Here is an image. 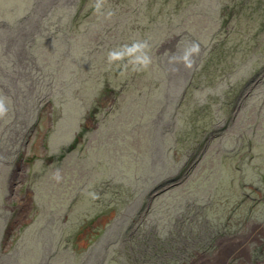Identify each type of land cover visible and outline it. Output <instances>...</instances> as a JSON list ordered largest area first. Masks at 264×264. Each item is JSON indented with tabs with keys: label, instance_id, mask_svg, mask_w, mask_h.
<instances>
[{
	"label": "rangeland",
	"instance_id": "374dc122",
	"mask_svg": "<svg viewBox=\"0 0 264 264\" xmlns=\"http://www.w3.org/2000/svg\"><path fill=\"white\" fill-rule=\"evenodd\" d=\"M109 1L114 7H104L103 14L94 10V0H67L61 4L63 7H42L49 10L48 14L40 19L41 24L31 29L26 27L29 18L20 19L15 14L7 22L6 16H1L0 23L13 22L8 41L0 44V58L13 62L10 70L14 75V82L6 84L8 70L0 65V83L6 84L0 86V95H7L13 105L9 106L7 117L10 119L0 125V150L14 154L13 160L6 161L10 166L7 170L0 163L1 174L5 176L4 193L0 196V213L4 216L0 219V234L4 252L11 244L16 246L21 237L31 240L32 250L24 253L20 264H94L95 253L102 261L99 235L103 234L107 242L117 240L122 233L118 226L121 219L128 222L134 217L138 221L148 211L158 212L173 205L175 200L162 202L161 196L167 187L182 183L189 198L187 210L201 212L208 221V230L202 231V241L210 234L212 237L218 235L213 239L212 250L198 253L186 264H209L205 261L212 256L221 258L216 259L217 264H231L232 260L236 264H255L246 262L245 250L259 256V264H264V253H260L264 248V163H261L264 160V0H216L212 16L208 7H202L201 11L180 7L186 16L174 17L178 30L171 33L170 21L162 24L161 33L151 29L155 17L149 3L155 6L153 1ZM107 11L114 13L110 24L105 20ZM94 16L101 20L103 33L116 47L130 40H152L153 36L155 40L151 43L148 39L153 58L148 71L133 73L129 70L121 74L122 69L109 70L106 65L99 73L106 80L113 79L112 91L109 86L99 88L97 82L88 86L90 76L88 72H80L78 64L80 51L74 47L76 32L86 38L83 45L86 41L97 43L101 36L89 22ZM196 16L202 20L211 18L216 21L214 24L223 27L232 23L237 35L227 43L235 58L227 54L225 48H218L209 57L203 58L201 54L193 70L177 65L179 71L172 72L168 54L178 53L182 47L180 43L187 42L184 38L192 36L184 35L185 20L194 27L192 19ZM203 25L199 23L197 28L202 30ZM24 28V45L19 50L16 32ZM35 28L41 30L32 33ZM163 33L176 39L171 38L162 45ZM129 34L136 38L128 37ZM58 38L62 39L61 46L55 44ZM179 39L181 42L177 45ZM39 41L57 48L51 55L39 52L30 57L32 46H28L29 42L35 45ZM247 52L251 55L244 56V60L252 56L258 70L252 71L242 85L231 78L229 70L236 66L239 56ZM210 61L214 64L207 66ZM94 64L91 62L84 68L95 72ZM60 65L63 67L59 68ZM67 67L69 76L65 72ZM31 68L34 79L28 77ZM156 68L155 73L149 74ZM161 71L167 72L157 73ZM80 73L84 79L79 77ZM70 79L75 80L74 103L63 92L64 84ZM149 92L158 94L156 97L161 94L163 101H174L169 124L163 125L161 117L148 107L158 105ZM14 101L18 102L16 110ZM30 112L33 116L27 115ZM56 127L63 133L68 131L63 138L56 133ZM172 129L184 140L197 141L192 149L172 145L171 150H176L175 155L182 162L178 163L181 168L176 172L178 166H169L173 163H169L166 151ZM54 136L60 146L53 151L47 143ZM144 138L147 141L142 147ZM225 141L234 143L235 147L231 145V149H226ZM74 144V149L65 155L66 159L56 161L61 150H69ZM153 147L154 161H150L151 155L143 150ZM75 159L83 164L78 165ZM186 164L187 170H182ZM224 164L229 171L219 167ZM56 169L63 177L59 183L53 178ZM222 174L230 180L229 192L212 196L213 177ZM32 179L33 185L48 195L39 206L30 191ZM188 185L194 189H189ZM92 188H97L99 195L95 203L87 202L84 210L69 208L80 205L79 198L88 195ZM139 190L142 192H137ZM136 194L138 200L132 208L136 214L131 216L126 206ZM106 199L111 201L106 203ZM56 205L69 209L54 214L50 209ZM117 214L121 219L114 220ZM148 216L150 213L145 218ZM1 220H4L3 227ZM141 224V228L133 227V243L140 235L137 229L146 231L153 227L158 236L163 232L147 224L146 219ZM10 225V231H6ZM90 232L95 233L90 235ZM223 235L226 236L221 237ZM246 237L245 244L241 245ZM170 241L174 247L171 235ZM189 241H192V234ZM210 241L208 247H211ZM258 244H261L259 248ZM8 258L11 259L8 254L0 255V264Z\"/></svg>",
	"mask_w": 264,
	"mask_h": 264
},
{
	"label": "trees",
	"instance_id": "16d2710c",
	"mask_svg": "<svg viewBox=\"0 0 264 264\" xmlns=\"http://www.w3.org/2000/svg\"><path fill=\"white\" fill-rule=\"evenodd\" d=\"M65 1L67 0H64V1L63 0H0V20L2 19L1 16H6L4 20L9 22L12 20V17L16 14L17 16L20 17V19L29 18V22L27 23L26 27H29L31 29L41 24L42 21L40 19L48 14L49 10L43 9L42 7H63L61 4L64 5ZM151 1H153V4H155L154 6L149 3V6L151 5L150 6L151 10L154 13L153 17H155L154 21H151V24L152 22L154 24V27L151 29H156L154 31L156 33H161L163 31L162 24L164 22H169V21L172 22L170 33L176 32L178 30L177 21L175 20V18L177 17V15L186 16L185 11L180 7H191L190 10L192 11H201L202 7H208L209 13L212 16L214 15V12H215L214 7L216 5V0L214 1L213 0H151ZM18 6H21V7H18ZM112 6L113 5L111 4V2L109 0H106L104 7H112ZM105 20L109 24L111 23L110 22L111 18L110 19L105 18ZM192 20H193V25L195 24L194 27L190 23H188L187 20H185L186 27H185L184 35L191 34L192 36L184 38L187 42H181V39L178 40L177 45L180 42H181L180 45H182V47L180 46L181 47L180 50L188 42L196 41L201 46V54L203 58L209 57L211 56V54L213 55L214 52L218 51V48H225L226 53L231 54L230 47L228 46L227 41L237 35V33L233 31L232 23H226V26L223 27L221 25L214 24L216 21L211 20V18L210 20H207V19L202 20V17L196 16V17H193ZM89 22L92 24L93 28L101 36L97 43L86 41V44L83 45V42L86 40V38L79 35L78 31L76 32L77 36L75 38L74 47H76L77 50L80 51V56L78 59L79 67H81L80 72H88L90 76V81L87 82L88 86H90L91 82H97L99 83V88L103 86H109L110 90L112 91V89L114 88V84L112 83L113 79L109 77L108 80H106L105 77L99 76V73L102 72L105 66L107 65L106 57H107L108 51L115 48L116 46L112 45V42H111L112 39H109V37L103 33L101 20L97 16H94L93 21H89ZM199 23L204 24L202 27V30L197 28V25ZM209 24H210V27H209ZM5 27H9L10 31H8L7 28L5 29ZM25 28L23 30L19 29L20 31L16 32L17 40L20 41L19 50L21 49L22 45H24ZM196 28L198 29V31ZM40 30H41L40 28H35L31 31L32 33L34 32L38 33ZM12 31H13V22L12 23L10 22L8 24L0 23V44L8 41V34H12L11 33ZM128 37L136 38L132 34H129ZM171 38H172L171 35L166 37L164 36V33H163V35L161 36V42H163L162 45H165L169 40L176 39V37L172 39ZM148 39L151 41V43L155 42L154 36L152 40L150 38ZM121 40H122V37H121ZM132 41L133 40L126 41V43H130ZM61 42H62V39L58 38L55 41V44L58 46H61L60 45ZM28 46L30 47L32 46V53H30L29 55L30 57L39 52L47 54V55H51L54 49L57 48V47H47L45 46L43 41H39L35 45L33 44L31 45V42H29ZM34 49H36L35 53H33ZM246 55L250 56L251 52H247L245 55L239 56L236 66L235 67L231 66L229 70L231 78L235 79L239 84H242V85L245 82H247L248 77L249 75H251L252 71L258 70L257 67L255 66V62L252 56L249 58L248 61L244 60V56ZM232 57L235 58L234 56ZM236 59L234 61H236ZM91 62L96 64V69H95V72L91 71L90 73L84 68V65L86 66L88 64H91ZM212 64H214V62L210 61L207 63V66H210ZM0 65H2L3 67H6L8 70V82L6 84L8 83L12 84L14 82V75L10 69L13 68V62L12 61L8 62V60L5 58L4 59L0 58ZM241 65L242 67H239ZM62 67L63 66L60 65L59 68H62ZM69 70L70 69L68 67L65 70V72L68 73V76L70 75ZM156 70L157 68L155 69L154 72H150L149 74L155 73ZM163 72H167V71H161L157 73H163ZM27 73L30 79L33 78L32 68ZM79 77L83 78V74L80 73ZM182 78L184 80V77ZM74 81L75 80L70 79V82H68V84L66 85L64 84L63 92L71 99V101H73L74 99L73 94H75V90L72 91L74 83H75ZM6 84L0 83V86L6 85ZM159 88H158V92L161 93L160 91L161 89ZM148 95L152 98H155L158 102V105H149L148 107L155 113V115L161 117L160 122L163 125L169 124L171 122V118L173 117L171 115V112L174 107V101H169V102L163 101L161 94H159V96L156 97L158 94H153L149 92ZM4 96L7 97V95H4ZM14 102L15 104H17V105H14V108L16 110L18 107V102L17 101H14ZM53 102L55 103L54 99H53ZM74 102L75 101H73V103ZM163 104H165V106L161 107V105ZM91 105H93V103ZM9 106L10 107L13 106L12 101H9ZM27 115L33 116V113L30 112ZM5 119L8 120L10 118L6 117ZM5 119L0 120V125H2V121H4ZM152 124H154V122ZM151 127H150V130H151ZM56 128H57L56 133L58 134V136L60 135L61 138H63L64 137L63 135L68 132L66 131L65 133H63L62 131L58 130V127ZM104 128L107 129L109 133L111 132V130L105 124H104ZM127 131H129V129ZM170 134H172V138H171L170 144L166 147V151L170 159L169 163H173V164H169V166L172 165V167H177L179 165L178 163H182V162H180L177 159V155H175V153L177 154L176 150H171L172 145H174L175 143L176 146L179 145L180 147H183L185 145L186 147L192 149V147L194 146V144H196L197 141L193 142V141H190L189 139L184 140L182 137H180L178 132L173 133V129ZM69 135H70V132H69ZM56 137L57 136H54V138L52 137L51 139H49V142L47 143V146L52 148L53 151L56 150L57 147L60 146L59 143L56 142ZM165 138L166 136L163 139ZM112 141H114L113 138H112ZM146 141H147L146 138H144V140L141 141V145H143L142 147H144ZM223 143L225 144L226 149H231L232 148L230 147L231 145L234 146V143H230L228 141H225ZM74 146L75 144L69 150H64V151L61 150L60 154L56 157L57 158L56 161L61 162L65 158V155L70 153V151L74 149ZM238 147L241 148V146H238ZM208 149H209V146L207 150ZM143 151L145 152L146 155H149V156L151 155L150 161L154 159L152 158L154 147L150 149H145ZM70 155H72V153ZM73 157H75V154H73ZM13 159H14L13 153L0 150V163L5 167V170H7V168L10 167L6 165V161H10ZM76 163L78 165L83 164L82 162H79L78 160H76ZM261 163H264V160ZM185 167H182V170L184 169L187 170V164L185 165ZM219 167L223 168L224 170L229 171V169H227V164L221 165ZM180 168L181 166H178L175 172L179 170ZM32 172H35V171L32 169ZM229 181L230 180L226 178V174H222L220 175V177L218 176L213 177V182L215 183V185H213L210 188V193L212 194V196H215L216 194L222 193V192L224 194L228 193L229 189L227 188V186H228ZM33 182H34V179L30 181V184H31L30 191L33 194L32 196L33 201H38V206H39L43 198H46L48 195L45 192L42 193L41 192L42 188L36 185L34 186ZM35 182L37 181L35 180ZM124 184L130 185L126 183ZM4 185H5V176H2L1 171H0V196H2L4 193ZM188 186H189L188 187L189 189H194V186L192 185H188ZM130 187H133V186H130ZM186 189L187 188L185 187V185H182V183L177 186L173 185L171 188L167 187L166 192L161 196L162 202H167L169 199H173L175 200V202H173V205H169L167 206V208L160 209L158 212L148 211L147 213H150V217L148 216L145 218L147 214L145 213V214H142L141 218L138 221H136L135 218L133 217L128 222H125L117 214V217L114 220L121 219V221L118 222V226L120 230H122V233L118 235L117 240H114L111 242H107L106 239L103 238V234L98 236V247L102 250L103 259L101 261L100 255L98 253H95L94 258H93L94 264H186L190 262V260L194 259V257H196L198 253H202L205 251L208 252L212 250L213 239L217 237L218 235L212 237L210 234L204 241H202V236H203L202 231L208 230L206 226H209V224L201 212L187 210V207H190V204L186 206V202H189L188 194L184 192ZM91 192H97V188H92ZM137 192H142V190L141 191L139 190ZM39 193L41 195L40 198H39ZM120 193L121 191L118 192V194ZM79 200L82 201L80 205L78 204L72 205L69 208H72L74 211H77L78 209L84 210L86 208L85 204L87 202H90L92 199L89 195H85V196L83 195L79 198ZM106 200L108 201L106 203H109V201H111L108 199ZM137 200H138V196L136 194L132 202L126 206V209H128L129 215L131 216L136 214L135 210H132V208L133 206H135V202ZM95 202L96 200L91 201V203H95ZM68 209H65L64 206L56 205L55 208H52L50 210L54 214H59L65 210L67 211ZM87 213H88V210H87ZM1 218H4V216L0 213V219ZM145 219L147 221V224L155 225L158 228L163 230L161 236H158L157 234L153 232V227L150 229H147L146 231L137 229V231L140 232L139 237L136 236L138 241L136 243L131 242V236H133V227L141 228L142 227L141 221L142 223H144ZM3 221L4 220H1L2 227H3ZM82 231L84 234L85 230L83 229ZM86 232H89V231H86ZM93 233L95 232H92V233L90 232V235H93ZM152 234H154V236H152ZM191 234H192V241H189V237L191 236ZM170 235L175 242L174 247L171 246ZM208 240H211L210 241L211 247H208ZM1 241H2V233L0 234V255L8 254L11 256V259L8 258V259L2 260V264H4L6 261L8 262V264H11V262H13L14 264H20V259L22 256H24V253L30 252L32 250L31 240H24V239L22 240L21 237H18V242L16 246H13L11 244L8 251L4 252ZM161 242H163V244ZM40 246L41 244H39L38 242L39 251H40ZM185 247H189V248L185 249ZM178 250H181V251H178ZM74 254L77 257V253L74 252ZM38 257H39V254L37 258ZM37 258L35 259V261L37 260Z\"/></svg>",
	"mask_w": 264,
	"mask_h": 264
},
{
	"label": "clouds",
	"instance_id": "9594fccd",
	"mask_svg": "<svg viewBox=\"0 0 264 264\" xmlns=\"http://www.w3.org/2000/svg\"><path fill=\"white\" fill-rule=\"evenodd\" d=\"M106 0H95L93 5L97 13H104V5ZM114 13L107 11L106 18L110 19ZM151 53V45L147 39H136L130 43L121 44L108 51L106 64L109 70L113 68L131 71L133 73L146 72L150 69L153 58ZM201 55V46L196 41L188 42L178 53L168 54V63L171 65L170 71L177 72L182 66L185 70H193L197 65V60ZM9 114V101L6 96L0 95V120L5 119ZM53 178L57 183L61 182L62 174L59 169L53 173ZM88 195L92 200L99 199L96 192H89Z\"/></svg>",
	"mask_w": 264,
	"mask_h": 264
},
{
	"label": "flooded vegetation",
	"instance_id": "af4514ba",
	"mask_svg": "<svg viewBox=\"0 0 264 264\" xmlns=\"http://www.w3.org/2000/svg\"><path fill=\"white\" fill-rule=\"evenodd\" d=\"M264 239V238H263ZM261 246V244H258V246H257V248H259ZM256 248V249H257ZM254 252V251H253ZM248 253V252H247ZM248 255L250 256V261L251 262H254L255 264H259V256H253L252 254H249L248 253ZM214 257L212 256V257H210V259H207V261H205V262H209V264L210 263H212L213 262V259ZM202 259H204V257L202 258ZM231 262V261H230ZM216 264H217V262H215ZM232 264V263H231Z\"/></svg>",
	"mask_w": 264,
	"mask_h": 264
},
{
	"label": "bare ground",
	"instance_id": "6f19581e",
	"mask_svg": "<svg viewBox=\"0 0 264 264\" xmlns=\"http://www.w3.org/2000/svg\"><path fill=\"white\" fill-rule=\"evenodd\" d=\"M225 236H226V235H225ZM225 236L223 235L222 237H225ZM247 238H248V237H246V238L243 240V242H242L241 245H244V244H245ZM225 241H226V243H228L227 245H230L228 239L225 238ZM225 253H226V252H225ZM222 256H223V254H222ZM226 256H227V255H226ZM223 257H224V256H223ZM218 258H220V257H217V258L214 257V258H213V259H214L213 262H217L216 259H218ZM220 259H221V258H220ZM222 259H223V258H222ZM231 263H232V264H236L235 261H233V260L231 261Z\"/></svg>",
	"mask_w": 264,
	"mask_h": 264
},
{
	"label": "water",
	"instance_id": "95a60500",
	"mask_svg": "<svg viewBox=\"0 0 264 264\" xmlns=\"http://www.w3.org/2000/svg\"><path fill=\"white\" fill-rule=\"evenodd\" d=\"M12 224V223H11ZM10 227H11V225L9 226V228L8 229H6V231H10ZM260 253H264V248L260 251ZM245 260H246V262H251L250 261V256L248 255V253L246 252V250H245Z\"/></svg>",
	"mask_w": 264,
	"mask_h": 264
}]
</instances>
